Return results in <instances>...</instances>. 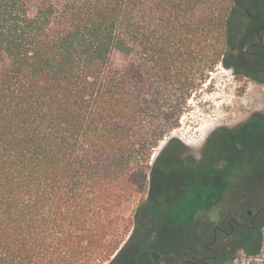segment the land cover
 Returning a JSON list of instances; mask_svg holds the SVG:
<instances>
[{"label":"trees","instance_id":"trees-1","mask_svg":"<svg viewBox=\"0 0 264 264\" xmlns=\"http://www.w3.org/2000/svg\"><path fill=\"white\" fill-rule=\"evenodd\" d=\"M239 1L0 0V264H125L163 197L236 155L247 124L200 158L171 137L153 161L231 66Z\"/></svg>","mask_w":264,"mask_h":264},{"label":"flooded vegetation","instance_id":"flooded-vegetation-1","mask_svg":"<svg viewBox=\"0 0 264 264\" xmlns=\"http://www.w3.org/2000/svg\"><path fill=\"white\" fill-rule=\"evenodd\" d=\"M236 17L231 64L237 74L250 78L264 89V0H240ZM259 116L264 120V112ZM208 144L206 141L202 152L207 150ZM241 144L233 148L240 149ZM227 158L213 161L211 168L207 164L203 171L198 170L202 174L200 190L180 195L176 197L178 200L161 199L156 206V216L151 217L157 223L156 245L150 243L154 237L147 239L144 257L149 258L155 253L152 254L154 264H235L240 249L248 254L261 250L264 241V169L257 174L255 171L243 174L251 184H242L238 179L232 180L237 172L235 167H229ZM189 163L192 165L191 160ZM175 205H180L178 214L189 219L188 226L199 221L201 226L195 230L199 241L192 242L191 226L178 247L175 233L168 238L158 237L159 225Z\"/></svg>","mask_w":264,"mask_h":264},{"label":"rangeland","instance_id":"rangeland-1","mask_svg":"<svg viewBox=\"0 0 264 264\" xmlns=\"http://www.w3.org/2000/svg\"><path fill=\"white\" fill-rule=\"evenodd\" d=\"M263 93L264 89L256 86L250 78L237 74L232 64L227 67L220 63L211 72L210 77L203 84V88L190 98L182 115L180 126L159 142L154 154L156 153L157 156L168 140L175 137L184 143L186 152L200 158L205 142L215 129L219 127L237 128L247 124L248 135L242 142L241 148L235 151L236 156H232L228 164L230 168H233L234 163L238 160L234 166L237 173L232 180L238 179L239 183L251 184L250 180L243 178L242 175L249 174L251 171H255L257 174L264 169V120L259 116L264 112ZM232 147L231 144L224 146L221 153L228 152ZM187 192L191 193L188 189ZM168 197L170 198V195ZM145 198H147L146 193L129 208L128 214L133 216L136 208ZM188 221L186 215L178 214L176 208L170 209L166 213L163 223L158 224L157 235L159 238H168L175 233V243L178 247L179 242L186 239L191 226L192 242L199 241L195 235L196 228L201 226L199 221H194L189 226ZM142 225L125 250V264H130L128 261L135 258L137 259L136 264H154L153 255L156 254L152 253L153 255L151 254L149 258L144 257L147 250L143 251V248L151 236L154 237L153 242H150L151 246L156 245L157 223L150 216ZM235 264H264V241L261 250L255 254H248L246 250L240 249Z\"/></svg>","mask_w":264,"mask_h":264},{"label":"water","instance_id":"water-1","mask_svg":"<svg viewBox=\"0 0 264 264\" xmlns=\"http://www.w3.org/2000/svg\"><path fill=\"white\" fill-rule=\"evenodd\" d=\"M155 157H156V153L154 154L153 161L155 160Z\"/></svg>","mask_w":264,"mask_h":264},{"label":"bare ground","instance_id":"bare-ground-1","mask_svg":"<svg viewBox=\"0 0 264 264\" xmlns=\"http://www.w3.org/2000/svg\"><path fill=\"white\" fill-rule=\"evenodd\" d=\"M205 133V132H204Z\"/></svg>","mask_w":264,"mask_h":264}]
</instances>
